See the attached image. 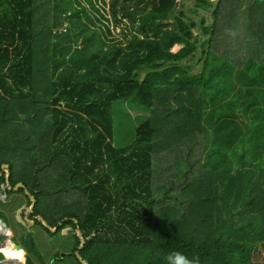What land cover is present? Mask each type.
<instances>
[{
	"label": "trees",
	"instance_id": "16d2710c",
	"mask_svg": "<svg viewBox=\"0 0 264 264\" xmlns=\"http://www.w3.org/2000/svg\"><path fill=\"white\" fill-rule=\"evenodd\" d=\"M192 1L201 38L177 0H0V197L22 194V242L26 217L70 232L79 264H264V0ZM125 103L151 116L118 147Z\"/></svg>",
	"mask_w": 264,
	"mask_h": 264
},
{
	"label": "rangeland",
	"instance_id": "374dc122",
	"mask_svg": "<svg viewBox=\"0 0 264 264\" xmlns=\"http://www.w3.org/2000/svg\"><path fill=\"white\" fill-rule=\"evenodd\" d=\"M109 1V0H108ZM184 5L187 6L188 15L192 17L194 21L197 22L198 28H200L201 20H205L207 25L212 24L211 10L208 12H200L193 15L190 12V9L193 8L192 0H184ZM201 28L196 29V33L200 38L203 37L201 33ZM117 36L119 31H115ZM180 48H176L173 51L177 53ZM198 55L190 63L192 66L197 64ZM198 66L191 71V75H195L199 72ZM114 118L116 121V135H115V145L118 147H128L134 143L136 140V130L138 126L141 125L146 119L151 116V110L145 107H137L134 104L125 103L119 105L113 112ZM15 197L13 195L9 197H0V211L3 213V222L7 225V228L15 235V238L12 240L5 239L2 240V244L7 243V245L13 243L21 245L26 248L24 242L21 241V231L24 227V224L21 222L20 218L17 220V215L21 210L22 194ZM29 212L25 213V216ZM25 222L29 226L28 218H24ZM44 225V224H43ZM45 229L50 231V228H47L44 225ZM29 233L32 237L33 251L36 252L37 256H28L32 264H79V255L73 256L75 253V243L76 240L70 232L60 233L56 236L47 234L42 228L34 227L32 225L28 228ZM56 231V229H55ZM51 232V231H50ZM52 234L55 232H51ZM3 239V238H2ZM23 254L24 252L20 250ZM0 255L7 258L0 252ZM7 264H21L19 261H14V259H9ZM3 261V260H1ZM1 263V262H0Z\"/></svg>",
	"mask_w": 264,
	"mask_h": 264
},
{
	"label": "clouds",
	"instance_id": "9594fccd",
	"mask_svg": "<svg viewBox=\"0 0 264 264\" xmlns=\"http://www.w3.org/2000/svg\"><path fill=\"white\" fill-rule=\"evenodd\" d=\"M17 220H19V215H17ZM166 264H201V261L199 256H188L183 252L173 251L166 256Z\"/></svg>",
	"mask_w": 264,
	"mask_h": 264
},
{
	"label": "water",
	"instance_id": "95a60500",
	"mask_svg": "<svg viewBox=\"0 0 264 264\" xmlns=\"http://www.w3.org/2000/svg\"><path fill=\"white\" fill-rule=\"evenodd\" d=\"M212 1H216V0H212ZM144 77H145V75H143L142 78H144ZM5 167L8 168V165H5ZM19 187H23V186H22L21 184H19L17 187H15V189L17 190ZM10 189H11V187H10ZM29 198H30L32 204H31L30 209L28 210V212L31 211V208L34 206V203H35L34 198H32V197H29ZM37 220H39V222H42L47 228H50V227L47 225V223L45 222L44 219H42V218H37ZM29 224H30V225H33V222H29ZM50 229H51V228H50ZM24 243L27 245V248H28L29 251H33V250H34V249H33V245H32V236H31L30 233H26L25 238H24ZM83 243H84V242H83ZM15 247H17V248H19V249H21V250L23 251L22 246H20V245H16ZM78 255H80V254H78ZM6 263H7V261H6ZM0 264H1V263H0ZM2 264H4V263H2Z\"/></svg>",
	"mask_w": 264,
	"mask_h": 264
},
{
	"label": "bare ground",
	"instance_id": "6f19581e",
	"mask_svg": "<svg viewBox=\"0 0 264 264\" xmlns=\"http://www.w3.org/2000/svg\"><path fill=\"white\" fill-rule=\"evenodd\" d=\"M17 247H13L11 245H5L3 248L0 249L1 253L7 258V259H14L15 261H20L23 263L24 261V254L20 251Z\"/></svg>",
	"mask_w": 264,
	"mask_h": 264
},
{
	"label": "crops",
	"instance_id": "0c3cea01",
	"mask_svg": "<svg viewBox=\"0 0 264 264\" xmlns=\"http://www.w3.org/2000/svg\"><path fill=\"white\" fill-rule=\"evenodd\" d=\"M176 48H180V49H179V51H180L182 47H180V46H176L174 49H176ZM174 49H173V50H174ZM173 52H174V51H173ZM177 52H178V51H177ZM174 53H176V52H174ZM2 168L6 170V169H9V166H8V168H7V167H5V165H3ZM1 175H2V174H0V176H1ZM9 189H10V187H9ZM11 189H12V188H11ZM11 189H10V190H11ZM18 189H19V188H18ZM18 189H17V190H18ZM15 190H16V189H15ZM26 194H27V192H26ZM28 210H29V209H28ZM0 220H2V222H3V219H0ZM3 223H4V222H3ZM4 224H5V223H4ZM5 225H6V224H5ZM29 225H30V224H29ZM6 227H7V225H6ZM7 229H8V228H7ZM8 230H9V229H8ZM9 231H10V230H9ZM50 231L56 233L55 230H51V229H50ZM10 233H11V239H10V240L13 241V239L15 238V235H13V233H12L11 231H10ZM20 235H21V234H20ZM31 236H32V235H31ZM21 237H22V236H21ZM32 237H33V236H32ZM0 240H3V239L0 238ZM0 245H1V247H2V246H4V245H7V243L2 244V242H0ZM8 245H9V244H8ZM11 246L14 247V246H16V245L14 244V245H11ZM18 250H19V249H18ZM23 252H24V261H23V263L20 262V261H19V262H20L21 264H26V262H27V258H28V255H27V253L24 251V249H23ZM6 261H7V263H8L9 261H13V260H9V259H6V260H5V259H4L3 261H0V262H1V264H2V263L7 264ZM14 261H15V260H14Z\"/></svg>",
	"mask_w": 264,
	"mask_h": 264
},
{
	"label": "built area",
	"instance_id": "2783aa9c",
	"mask_svg": "<svg viewBox=\"0 0 264 264\" xmlns=\"http://www.w3.org/2000/svg\"><path fill=\"white\" fill-rule=\"evenodd\" d=\"M184 2V0H177L178 4H182ZM0 238L3 239H10L11 238V233L10 231L7 229L6 225L2 222V220H0ZM5 246V245H4ZM3 246V247H4ZM2 247V248H3ZM1 249V248H0ZM1 252V251H0Z\"/></svg>",
	"mask_w": 264,
	"mask_h": 264
},
{
	"label": "flooded vegetation",
	"instance_id": "af4514ba",
	"mask_svg": "<svg viewBox=\"0 0 264 264\" xmlns=\"http://www.w3.org/2000/svg\"><path fill=\"white\" fill-rule=\"evenodd\" d=\"M38 218H39V217H38ZM36 219H37V217H36ZM1 239H2V238H1ZM3 240H5V239H3ZM0 242H2V240H0ZM2 247H3V246H2ZM2 247H1V245H0V248H2Z\"/></svg>",
	"mask_w": 264,
	"mask_h": 264
}]
</instances>
